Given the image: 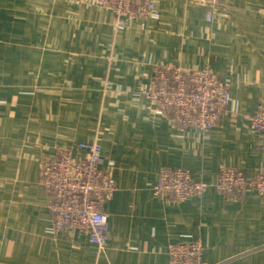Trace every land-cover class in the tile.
I'll use <instances>...</instances> for the list:
<instances>
[{"label": "crops", "instance_id": "0c3cea01", "mask_svg": "<svg viewBox=\"0 0 264 264\" xmlns=\"http://www.w3.org/2000/svg\"><path fill=\"white\" fill-rule=\"evenodd\" d=\"M126 19L90 0H0V264H172L200 238L209 264H264V199L218 190L223 168H264V0H154ZM213 13V17L210 15ZM210 17V18H209ZM209 67L231 93L208 132L158 114L145 91L157 64ZM97 139L117 182L109 244L53 225L42 163ZM164 167L210 183L182 202L154 192Z\"/></svg>", "mask_w": 264, "mask_h": 264}, {"label": "built area", "instance_id": "2783aa9c", "mask_svg": "<svg viewBox=\"0 0 264 264\" xmlns=\"http://www.w3.org/2000/svg\"><path fill=\"white\" fill-rule=\"evenodd\" d=\"M91 5L113 11L119 20L143 18L154 0H90ZM213 17V13L210 17ZM209 17V18H210ZM211 17V18H212ZM158 114L168 115L183 129L212 130L231 102L227 84L211 68L186 69L161 63L153 68V77L145 91ZM250 127L264 134V105L250 115ZM86 151L76 155L65 147L53 158L42 163L41 183L52 195L53 225L59 231L76 232L103 249L109 244L110 214L104 204L117 191V182L102 169L103 147L94 139L78 143ZM210 183L193 177L188 169L164 167L154 187L157 195L182 202L190 197L203 198ZM218 190L228 193L257 192L264 199V168L250 177L238 168H223L217 183ZM205 245L200 238L174 243L170 247L172 264H209L204 259ZM228 261L216 264H226Z\"/></svg>", "mask_w": 264, "mask_h": 264}, {"label": "rangeland", "instance_id": "374dc122", "mask_svg": "<svg viewBox=\"0 0 264 264\" xmlns=\"http://www.w3.org/2000/svg\"><path fill=\"white\" fill-rule=\"evenodd\" d=\"M101 9V8H100ZM110 11V10H109ZM113 12V11H112Z\"/></svg>", "mask_w": 264, "mask_h": 264}, {"label": "trees", "instance_id": "16d2710c", "mask_svg": "<svg viewBox=\"0 0 264 264\" xmlns=\"http://www.w3.org/2000/svg\"><path fill=\"white\" fill-rule=\"evenodd\" d=\"M219 76V75H218Z\"/></svg>", "mask_w": 264, "mask_h": 264}]
</instances>
